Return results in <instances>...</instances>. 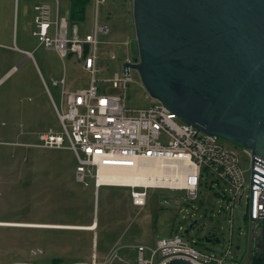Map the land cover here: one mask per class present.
<instances>
[{
  "label": "rangeland",
  "instance_id": "374dc122",
  "mask_svg": "<svg viewBox=\"0 0 264 264\" xmlns=\"http://www.w3.org/2000/svg\"><path fill=\"white\" fill-rule=\"evenodd\" d=\"M59 1L61 11L66 13L69 0ZM12 4L13 0H0V41L4 44L11 43L13 22L9 13ZM50 5L53 6V3ZM89 7L92 9L91 5ZM93 14L94 8L92 16L85 14L79 23L80 28L83 25L88 31L91 30ZM51 16L54 17L52 11ZM130 17H132L130 0H104L99 6L98 23L106 25L109 30L107 34H98L97 37L99 72L96 78L100 91L119 93L118 89L111 88V83L106 79L115 73L122 74L123 63L137 55L134 34L132 39L122 34ZM22 25L19 17L17 45L32 52L50 94L40 81L34 59L25 61L0 87V220L27 222L19 224L71 226H90L96 220L98 227L95 232L0 227V264L54 262L69 264L89 261L93 253L102 259L113 247L140 244L154 247L159 238L170 236L173 232L182 235L200 252H211L217 257H224V264H247L251 251L253 261L258 262L260 232L255 229L252 234L248 226L245 198L233 209L232 233L229 237V216L224 212H218L219 206L225 205L224 202L203 186L200 202L186 201L184 191L148 189L146 205L137 208L131 204L128 187L102 185L95 194L93 179H88L87 185L76 182L74 179L76 160L73 153L67 149L66 142L58 149L42 148L36 145L35 134L23 131L12 123L10 128H7L5 121L8 116L6 109L8 98L5 92L17 83L21 84L20 90L23 91L17 97V103L22 106V110L30 107L32 109V114L25 113V117L36 120L37 126L44 124L45 130L51 128L57 133L62 131L54 105L59 111H63L65 104L61 100L59 87L51 84L43 67L52 66L55 69L59 66L58 74H61L63 63L58 58H52L37 45L24 31ZM14 54L16 56L18 52L0 47V75L16 60H13ZM64 61L67 84L84 85L86 82L84 72H81L71 60L65 58ZM130 75L132 81L127 85L125 107L131 110L149 107L152 99L142 87L136 71L130 70ZM21 81L31 83L29 92H24V83ZM218 141L226 147H234L220 137ZM194 218H197V223L184 233ZM206 235L212 239L210 242L204 240ZM214 239H218L219 242H215ZM237 246L239 248H236ZM34 248L42 249V253L31 255L30 250ZM226 250H229V253H226ZM118 254L125 261L135 264L134 249L121 248ZM113 264L124 263L115 260Z\"/></svg>",
  "mask_w": 264,
  "mask_h": 264
},
{
  "label": "built area",
  "instance_id": "2783aa9c",
  "mask_svg": "<svg viewBox=\"0 0 264 264\" xmlns=\"http://www.w3.org/2000/svg\"><path fill=\"white\" fill-rule=\"evenodd\" d=\"M103 1L93 0L94 22L91 30L84 33H81L79 23L69 19L68 15L52 18L47 4L34 7L31 34L38 43L47 50L55 51L62 59L74 57L89 74L87 87L75 90L65 88L64 78L52 80L53 85L61 87V98L65 104L63 111L55 106L62 131L57 133L50 129L39 133L36 145L58 149L66 142L67 149L76 160L75 181L87 185L88 179H93L95 194L99 186H118L99 181L102 168L136 167L146 162H159L166 172L179 178L178 184L174 187H128L131 204L137 208L144 207L148 189L154 188L184 191L186 201L200 202L203 186L224 202L225 205H220L218 212L229 216V237L232 233L233 209L245 198L248 226L252 234L255 229L260 232L258 262L253 261L251 251L247 264H264V227L261 234L264 221V158L253 154L250 148L224 146L219 143V137L185 124L157 100L152 99V104L147 108H126V89L132 81L130 72L115 73L106 79L111 83V88L118 89L119 93L100 91L96 78L99 72L97 37L98 34L108 33L107 26L100 25L97 20V12ZM215 187L218 189L214 190ZM192 215L195 216L194 213ZM194 220L197 221V218ZM207 237L210 238L209 235ZM123 247L134 249L135 264H167L173 259H184L191 264H224V257L200 252L177 232L159 238L154 247L141 244ZM123 247H113L102 259L93 253L89 261L69 264H113L115 260L131 264L118 254ZM41 253L40 248L30 250L31 255Z\"/></svg>",
  "mask_w": 264,
  "mask_h": 264
},
{
  "label": "water",
  "instance_id": "95a60500",
  "mask_svg": "<svg viewBox=\"0 0 264 264\" xmlns=\"http://www.w3.org/2000/svg\"><path fill=\"white\" fill-rule=\"evenodd\" d=\"M131 3L137 55L123 71L185 124L264 158V0Z\"/></svg>",
  "mask_w": 264,
  "mask_h": 264
},
{
  "label": "crops",
  "instance_id": "0c3cea01",
  "mask_svg": "<svg viewBox=\"0 0 264 264\" xmlns=\"http://www.w3.org/2000/svg\"><path fill=\"white\" fill-rule=\"evenodd\" d=\"M10 1H12V0H10ZM49 1L50 0H13V4H12V7L10 6V13H9V15H11L10 20L12 19L11 21L13 22L12 23V27H13L12 34L10 36L11 37V43L4 44L0 41V47L6 48V49L10 50L11 52H18V54H16V56L14 54L13 60L16 59L14 62L19 61V60L20 61L15 63V64L13 62L10 65V67L8 68V70L6 72H4L2 75H0V87L4 85V82L9 78V76L12 75L14 72H16L17 69L25 61H27L28 59H34V56L30 50L25 49V48H19V46L17 45V25L19 22V17L21 18V21L23 22L22 28L24 29L25 32H27V34H29L36 41L37 45L42 47L52 58H54V59L58 58L60 60V62L63 63L62 68H61V74L60 73L58 74L59 66L56 67L55 69L52 66L43 67L45 69V71L47 73V77L50 79V81L52 82V80L58 79L59 77H60L59 79L64 78L65 88L68 90H75L78 88L87 87V85L89 83V74L82 68V65L80 62H78L72 56L65 57L67 60H71L76 66H78L79 70L81 72H84V74L86 75L85 76L86 82L84 83V85L74 86L71 83L67 84V80L65 77V61H64L65 58L62 59L55 51L45 49L41 44L38 43L37 39L31 34V29L33 28V17L35 15L34 7L38 4H47L50 7L52 14H54V17L56 15H58V16H65V15L67 16L68 15L69 19H70V14H69L70 12L69 11H70L71 0H69L68 7L65 10L66 13H63L61 11L59 0H51L50 2ZM51 3H53V6L50 5ZM92 3H93V0H90V2L86 5L83 19L85 17V14H86V16H88V15L90 16V14L92 16V11L94 8ZM21 4H22V7H21ZM90 5H91L92 9H90V7H89ZM52 7L54 9H52ZM93 16H94V14H93ZM128 19L129 20H127V23H126L127 27H126V29L123 28L124 30H122V34L123 35L126 34L127 37L132 39V36L134 34V26H133L132 17H130ZM81 21H76V22L80 23ZM93 22H94V20H93ZM89 25L90 26L92 25V21H91V24L89 23ZM79 26H80V24H79ZM80 31H81V33H84V32H87L88 29H86L82 25V28H80ZM108 32H109V30H108ZM33 61H34V65H35L36 69L38 70V75L40 77V81H41L44 89L46 90V92L48 94H50L47 83L45 81V78L36 65L37 62L35 61V59ZM57 64H59V62H57ZM42 66H43V64H42ZM21 83H24V87H23L24 92H29L28 89H30V87L32 86L31 83L25 82V81H23V82L21 81ZM53 86L59 87V89H60L59 93L61 94V87L59 85H53ZM20 89H21V84L14 83L12 85V87L10 88V90L5 92V96L8 98V100H7L8 107L6 108L8 111V116H7L6 121H5L7 123V125H6L7 128H10V125H11L10 123H12L13 125H15L17 127H20L21 130L26 131L28 133L35 134L36 136H38L39 133L46 132V131L50 130L51 128H48L47 130H45L46 126L44 124H42L41 126H37L36 120L33 121L29 117H25V115H24L25 113L32 114V112H31L32 109L30 107V109L22 110V106L17 103V100H16L17 97L19 96V94L23 93V91H21ZM61 100H62V98H61ZM54 110H55V105H54ZM55 113H56V111H55ZM10 222L11 223L12 222H14V223H27V222L2 221V220H0V223H10ZM92 224H97V221L94 220ZM67 226H71V225H67ZM87 226H89V225H87ZM0 227H2V226H0ZM97 227H98V224H97ZM97 227H96V229H97ZM15 228H20V227H15ZM66 230H69V229H66ZM71 230H74V229H71ZM95 230L93 232H95ZM88 231H92V230H88ZM124 248L125 247H123L122 249H124ZM8 264H11V263H8Z\"/></svg>",
  "mask_w": 264,
  "mask_h": 264
},
{
  "label": "bare ground",
  "instance_id": "6f19581e",
  "mask_svg": "<svg viewBox=\"0 0 264 264\" xmlns=\"http://www.w3.org/2000/svg\"><path fill=\"white\" fill-rule=\"evenodd\" d=\"M99 181L123 187L139 186H159L174 187L179 182V178L174 177L170 172H166L162 165L157 163H143L136 167L111 166L102 168L99 172ZM2 227H29L47 229H77L94 231L97 224L92 226H67V225H48V224H19V223H0Z\"/></svg>",
  "mask_w": 264,
  "mask_h": 264
},
{
  "label": "trees",
  "instance_id": "16d2710c",
  "mask_svg": "<svg viewBox=\"0 0 264 264\" xmlns=\"http://www.w3.org/2000/svg\"><path fill=\"white\" fill-rule=\"evenodd\" d=\"M89 2L90 0H71L70 19L72 21H81L84 16L85 7Z\"/></svg>",
  "mask_w": 264,
  "mask_h": 264
}]
</instances>
